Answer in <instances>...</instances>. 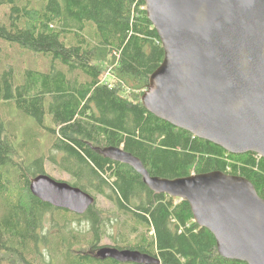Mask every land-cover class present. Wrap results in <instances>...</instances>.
<instances>
[{"label": "trees", "instance_id": "1", "mask_svg": "<svg viewBox=\"0 0 264 264\" xmlns=\"http://www.w3.org/2000/svg\"><path fill=\"white\" fill-rule=\"evenodd\" d=\"M0 39L49 60L18 84L12 69L0 79V264H58L61 252L68 264H136L75 251L84 242L94 251L104 236L113 239L110 246L155 255L161 264H248L219 254L187 200L151 190L132 166L102 152L123 146L153 176L240 175L264 198V157L231 153L142 103L165 54L145 0H0ZM109 63L116 84L101 79ZM17 118L31 122V131L20 134ZM46 160L95 197L84 214L32 192V180L48 174ZM99 196L113 208H101ZM83 220L94 235L87 241L75 226ZM59 224L68 228L61 238L53 231ZM108 225L119 227L120 241Z\"/></svg>", "mask_w": 264, "mask_h": 264}, {"label": "water", "instance_id": "2", "mask_svg": "<svg viewBox=\"0 0 264 264\" xmlns=\"http://www.w3.org/2000/svg\"><path fill=\"white\" fill-rule=\"evenodd\" d=\"M164 59L141 100L157 117L234 154L264 157V0H145ZM105 156L132 166L153 191L187 200L194 220L216 238L219 254L264 264V198L246 177L220 170L153 176L123 146ZM32 192L84 214L95 197L67 180L39 174ZM105 259L161 264L155 255L103 246Z\"/></svg>", "mask_w": 264, "mask_h": 264}, {"label": "rangeland", "instance_id": "3", "mask_svg": "<svg viewBox=\"0 0 264 264\" xmlns=\"http://www.w3.org/2000/svg\"><path fill=\"white\" fill-rule=\"evenodd\" d=\"M20 47V46H19ZM107 67H105L103 74L101 76V79L105 82H109L110 84H116L118 82V78L113 74V70H114V65L112 64H108L106 65ZM49 67V60L44 58L43 55L40 54H35V53H31V52H23L21 49H19L17 47V45H15L12 42H9L7 40L4 39H0V79L3 78V75L5 73V71L12 69L13 70V77H12V81L13 84H18L23 77L25 76V73L28 70H34V71H44ZM3 84V83H2ZM147 90V89H146ZM145 90V91H146ZM12 103V102H10ZM13 108V107H12ZM14 109V108H13ZM14 112L16 113V111L14 110ZM18 126H20L19 128V133L21 134L22 132H30L32 129V123L29 122L27 120V122H23L20 119L17 118V121H15ZM26 124V127H25ZM47 142V141H46ZM49 149V148H48ZM36 150L39 151H43V143L39 144L36 146ZM46 171L47 173L58 179V180H70V176L62 169H60L58 167L57 164H55L53 161H47L46 160ZM97 203L98 205L103 208V209H111L113 208V205L110 202H107L103 197L99 196L97 199ZM62 214V213H61ZM64 215V214H62ZM50 215L47 216L46 221H45V226L46 225H50L52 224V222H50L49 218ZM135 222V221H134ZM72 224V223H71ZM71 224L69 223V232L67 233V235H70V230H71ZM76 228L78 230H80L81 232H85L83 236H79L82 241H87L88 239H92L93 232H88L89 229V223L85 220H83L80 223H77ZM67 228V229H68ZM67 229L65 230L63 227H60V224L57 227L53 228L54 232H57V234L61 237H63V235H65V233L67 232ZM119 227L116 225H108L107 226V231L110 233H113L114 236H116V234H118ZM91 231V230H90ZM118 237L117 240L120 241L121 237H119V234L116 236ZM115 237V238H116ZM113 239L111 240L109 237H102V241L99 243V245H97L94 249V251H92L91 249L88 248L86 242H84V244H81V246L79 247H75V251H78L80 253H96V249H98L100 246L102 247L104 246H108L110 244H112ZM67 244V242H66ZM61 255H59V259H58V264H68V262L64 261V257L62 252L60 253ZM7 258H11L12 255L6 256ZM75 261H77V259L75 258ZM56 263V262H54ZM70 263V262H69ZM18 264H24L23 262H19ZM26 264V262H25Z\"/></svg>", "mask_w": 264, "mask_h": 264}, {"label": "flooded vegetation", "instance_id": "4", "mask_svg": "<svg viewBox=\"0 0 264 264\" xmlns=\"http://www.w3.org/2000/svg\"><path fill=\"white\" fill-rule=\"evenodd\" d=\"M103 246H104V245H103ZM103 246H102V247H103ZM108 246H110V245H108ZM100 248H101V246H100L98 249H96V253L99 251Z\"/></svg>", "mask_w": 264, "mask_h": 264}]
</instances>
